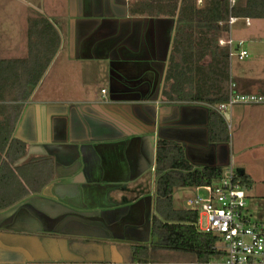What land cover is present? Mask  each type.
I'll return each mask as SVG.
<instances>
[{
	"label": "crops",
	"instance_id": "0c3cea01",
	"mask_svg": "<svg viewBox=\"0 0 264 264\" xmlns=\"http://www.w3.org/2000/svg\"><path fill=\"white\" fill-rule=\"evenodd\" d=\"M62 3L58 9L53 0L50 12L66 17L61 27L68 46L65 64L92 59L83 47L102 36L110 25L105 21L125 23L131 32L139 29L133 46L143 49L122 52V43L114 48L111 54L117 53L118 62L129 65L116 73L114 66L110 86L95 98L41 97L42 55L33 50L39 38L29 32L30 26L41 28L40 11L26 4L29 10L15 16L22 31L19 49L12 53L0 41V121L10 116L15 125L5 144L0 136L5 146L0 158V264H202L188 253L163 248L159 257L144 261L135 255V247L151 239L160 139L177 142L194 168L234 167L246 192L245 216L264 222V103H236L224 115L217 107L225 101L211 104L163 94L173 18L132 14L130 4L120 0ZM237 17L230 34L243 41L240 47L248 56L229 59L228 91L233 80L237 92L264 96V18ZM154 26L158 31L152 34ZM158 33L160 39L154 37ZM162 45L166 54L159 53ZM153 62H160L157 69ZM211 109L225 120L228 138L210 131L216 123ZM219 179L174 190L197 188L195 196L208 198L209 187ZM189 198L185 208L191 209ZM174 202L173 196L175 207ZM204 264L223 263L220 257Z\"/></svg>",
	"mask_w": 264,
	"mask_h": 264
},
{
	"label": "trees",
	"instance_id": "16d2710c",
	"mask_svg": "<svg viewBox=\"0 0 264 264\" xmlns=\"http://www.w3.org/2000/svg\"><path fill=\"white\" fill-rule=\"evenodd\" d=\"M130 11L136 15L174 19L163 94L167 92L169 96L205 99L217 104L229 97V53L226 46L219 44V39L226 37L229 31V16L264 18V0H235L232 6L229 0H201V3L198 0H136L130 4ZM46 24L42 21L40 29L30 26L29 31L30 36L39 38L33 50L42 55L41 73L48 65L47 57L51 56L59 42L58 38L51 37V29ZM209 56L211 59L207 60ZM211 112L216 123L210 131H215L218 136L225 134L228 138L225 120L216 110L211 109ZM13 120L5 116L4 121H0V136L4 137V144L14 129ZM2 143L0 158L5 150ZM12 149L10 146L7 153ZM156 155L151 239L149 244L135 247L137 259L144 261L143 258L150 256L159 257L158 250L161 248L188 253L202 264L219 259L223 254L219 248L220 237L198 229L197 211L175 208L173 192L178 186H209L222 176L223 169L194 168L175 141L160 139ZM46 181L47 178L42 183Z\"/></svg>",
	"mask_w": 264,
	"mask_h": 264
},
{
	"label": "rangeland",
	"instance_id": "374dc122",
	"mask_svg": "<svg viewBox=\"0 0 264 264\" xmlns=\"http://www.w3.org/2000/svg\"><path fill=\"white\" fill-rule=\"evenodd\" d=\"M23 1L0 0V41L4 42L1 45L3 48L13 50L12 53L17 52V49H19L18 45L22 38V31L20 28V21L15 18V16L18 13V15L22 16L26 11H28V5H30L31 7L35 5L36 8H39V17L41 22H46V26L51 29V37L55 39L58 38L59 40V42L56 44L57 47L55 51L51 53V56L47 57L46 59V62L48 61V65H45L47 66V68L45 67L46 69H44V79L41 82V85L39 86L38 90V93L41 97L49 96V98H52L53 100H64V98L77 99L79 98V96L81 98H95L97 97L98 93L101 92L100 90L103 86H110L109 82L110 77L112 76L111 69L114 66L115 67L113 68V71L116 73L118 69L119 72L121 71L120 68H123L124 64L129 65V63L118 62V57H115L117 53H115V55L111 54L114 52V48L117 50L118 44L122 43V52L129 48H138V50L143 49L142 46H133V43H136L133 37L140 33L139 29L137 31L135 29H132L133 32H131L128 27L129 25L127 26V24L125 23L120 22V24H111L105 21L106 24L110 25L102 30V36L100 37L101 39H91L83 47V54H91L93 56L92 59L86 58L81 60H72V63L65 64L64 60L68 55V46L64 44L65 32L61 27H64L66 17H64V14L60 12L51 14L50 7H52L53 0ZM120 1L122 5H125L128 4L130 1L131 2L129 4H133L136 0ZM62 4V0H57L58 9L62 7ZM54 5L56 6V4ZM47 20H51L54 23L55 27L57 26L56 28H58L59 31L55 27L54 28L56 30L53 29V26L50 25ZM57 20L58 22H56ZM161 28H166V25L163 23L161 25ZM2 31L5 33H3ZM157 31L158 27L154 26L152 34L156 33ZM41 46L42 44H40V48ZM164 47V45H162V47H159V53L163 52L166 54ZM82 52L77 54H82ZM129 53L130 52H127L126 54ZM99 55H110L114 57L102 59L98 58ZM159 63L160 62L151 63L153 69H157L156 67L159 65ZM197 192H199V190L197 188L194 189L192 187H179L178 189H175L173 193V196L175 198V207L185 208L187 206V198L194 197ZM203 225L204 224L201 223V227H203ZM161 264L180 263L167 262L165 260L161 262Z\"/></svg>",
	"mask_w": 264,
	"mask_h": 264
},
{
	"label": "built area",
	"instance_id": "2783aa9c",
	"mask_svg": "<svg viewBox=\"0 0 264 264\" xmlns=\"http://www.w3.org/2000/svg\"><path fill=\"white\" fill-rule=\"evenodd\" d=\"M229 1L231 6L235 3ZM237 19L232 14L229 16L227 36L219 39V44L228 48L230 60H244L248 56V51L240 47L243 41L234 40L230 34ZM245 21L249 23L250 19L245 17ZM236 89V82L230 80L228 100L217 107L224 115L236 103H264L263 95L240 93ZM246 204L245 188L230 165L223 170L217 184L209 187L208 198L198 195L188 199L189 207L198 212V229L220 237L223 264H264V222H251L244 214Z\"/></svg>",
	"mask_w": 264,
	"mask_h": 264
},
{
	"label": "flooded vegetation",
	"instance_id": "af4514ba",
	"mask_svg": "<svg viewBox=\"0 0 264 264\" xmlns=\"http://www.w3.org/2000/svg\"><path fill=\"white\" fill-rule=\"evenodd\" d=\"M154 37H157V38L160 39V34L159 33L158 34H155ZM163 40L166 41L165 38H164V35H163Z\"/></svg>",
	"mask_w": 264,
	"mask_h": 264
}]
</instances>
